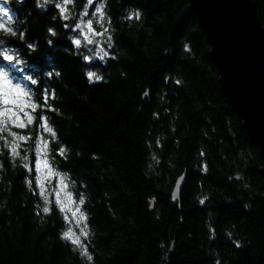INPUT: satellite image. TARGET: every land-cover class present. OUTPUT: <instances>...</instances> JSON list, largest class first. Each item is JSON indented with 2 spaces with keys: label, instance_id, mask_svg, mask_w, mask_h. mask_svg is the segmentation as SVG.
Returning a JSON list of instances; mask_svg holds the SVG:
<instances>
[{
  "label": "trees",
  "instance_id": "1",
  "mask_svg": "<svg viewBox=\"0 0 264 264\" xmlns=\"http://www.w3.org/2000/svg\"><path fill=\"white\" fill-rule=\"evenodd\" d=\"M254 1L264 26V0ZM57 4L0 0L2 22L17 33L0 29V51L19 61L0 56V70L39 105L26 128L9 125L31 136L20 146L27 161L0 141V264H264L263 161L220 88L188 0H73L67 20ZM89 19L107 33H88ZM40 138L53 179L63 178L72 200L83 198L91 261L62 238L79 227L49 189L51 211H42Z\"/></svg>",
  "mask_w": 264,
  "mask_h": 264
},
{
  "label": "water",
  "instance_id": "2",
  "mask_svg": "<svg viewBox=\"0 0 264 264\" xmlns=\"http://www.w3.org/2000/svg\"><path fill=\"white\" fill-rule=\"evenodd\" d=\"M188 4L210 45L220 88L259 149L264 177V26L256 3L188 0ZM183 184L181 176L172 191L174 202Z\"/></svg>",
  "mask_w": 264,
  "mask_h": 264
},
{
  "label": "snow or ice",
  "instance_id": "3",
  "mask_svg": "<svg viewBox=\"0 0 264 264\" xmlns=\"http://www.w3.org/2000/svg\"><path fill=\"white\" fill-rule=\"evenodd\" d=\"M50 2V0H45V3ZM73 0H62V4H57L56 6L60 9V14L63 16L65 20L69 18L67 15L68 13V7L70 3H72ZM93 0H87V4H92ZM0 13L3 15L0 16V29L4 30L5 32L9 33L12 36H15L17 33L14 31L10 26L6 27L5 23L3 21V17L8 16V11L4 8H0ZM99 14V22L103 21V5H99L96 8V12L93 13L95 16L96 14ZM87 11L83 13V15H87ZM136 18L139 19V13H136ZM132 17L129 16V19ZM88 33L91 35L96 36H103L105 33H107V29L105 28L103 32H96L93 29V21L91 19L87 20L86 24L84 25ZM102 26V25H101ZM67 27V25H65ZM77 28H80L81 25L77 24ZM54 34V33H53ZM24 34L20 33V38L23 40ZM85 40L88 43H93L92 39L90 38V35L85 34L84 35ZM108 40H111V37H108ZM3 42L0 41V44ZM51 40H49V44H51ZM73 43L79 47L81 45L80 39H74ZM29 48H34V45L28 44ZM106 55V53H105ZM0 56H3V59L9 62H19L17 60L16 54H10L9 50L7 48L0 51ZM86 60H89L90 57H85ZM51 75V73H50ZM58 75V73H57ZM89 80L95 79H101V77L97 76L93 72L87 73ZM32 84H36V80H31ZM147 95V93H145ZM54 96V94H53ZM49 99V94L47 90L44 92V103L47 104V101ZM39 107L37 103H35L32 100V94L25 86H22L19 83H13V81L7 76V74L0 70V134L7 133V135H0V141H3V147L8 149L9 154L15 160V158L19 157L21 161H27L28 156L27 155H21L20 154V146L21 142H27L29 139H31V136L29 135H21L18 134L15 131H12V128L9 127L11 125L14 128L18 129H24L28 125L32 124L35 117L32 115L36 111V109ZM28 109H31V112L28 111ZM39 127L43 129L45 132H48L52 135V137H55L54 130L48 125L47 118L44 116L40 117V124ZM9 137L11 139H9ZM48 141L43 140L42 138L38 139L37 141V149L40 152V155H38L36 160V171L39 173L41 171V167L47 170V175H54L55 173L51 170L50 165H48L46 159H42L43 156H46V149H47ZM65 149H60V154H64ZM2 167V165H0ZM23 167L26 169L29 168L28 163H24ZM46 178V177H45ZM183 178H181L182 180ZM31 183V182H30ZM37 187L40 189V195L44 200V207L42 211L44 213H48L51 211L49 205L50 201L48 199V193L44 187V183L39 175H37L36 178ZM179 184V181H178ZM67 185L64 183L63 178L60 181V190L56 192V204L57 207L60 209L61 212H71L72 216L76 220V224L79 227V235L76 234V232L73 231L72 228H69L67 231H65L62 234V238L69 240L73 245H75L77 248L81 250V255L85 256L87 260L91 261L92 256L87 251V246L82 242L81 237H84L85 239L88 236V226L86 223L87 216L85 213H83L80 209V205H83L84 201L81 197L78 201V203L75 200L71 199V194L67 193V196L69 199L62 200L60 196V191L66 189ZM175 198V196H174ZM204 201L202 200L201 203ZM69 204H72L73 207H69ZM68 217L66 216L65 219ZM82 225V226H81Z\"/></svg>",
  "mask_w": 264,
  "mask_h": 264
},
{
  "label": "rangeland",
  "instance_id": "4",
  "mask_svg": "<svg viewBox=\"0 0 264 264\" xmlns=\"http://www.w3.org/2000/svg\"><path fill=\"white\" fill-rule=\"evenodd\" d=\"M2 14V13H0ZM42 159H44V157H42ZM35 174H36V177L37 178V175H39L44 183V187L45 189H49L51 192H53L54 194V197L56 198V192L58 190H60V184H59V181L57 178L53 179V176L52 175H47V170L44 169L43 167H41V171L39 173H37L36 171V164H35ZM46 177V178H45ZM60 196H61V199L62 200H67V195H65L64 191H60ZM69 207H73L72 204H69ZM70 214V216L75 219L71 212H68Z\"/></svg>",
  "mask_w": 264,
  "mask_h": 264
}]
</instances>
